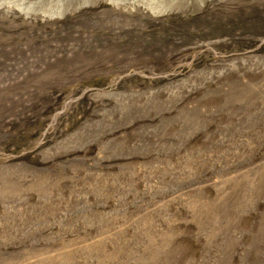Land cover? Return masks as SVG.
I'll return each mask as SVG.
<instances>
[{
  "label": "rangeland",
  "instance_id": "rangeland-1",
  "mask_svg": "<svg viewBox=\"0 0 264 264\" xmlns=\"http://www.w3.org/2000/svg\"><path fill=\"white\" fill-rule=\"evenodd\" d=\"M0 264H264V0H0Z\"/></svg>",
  "mask_w": 264,
  "mask_h": 264
}]
</instances>
